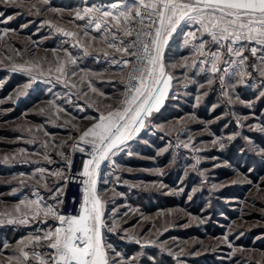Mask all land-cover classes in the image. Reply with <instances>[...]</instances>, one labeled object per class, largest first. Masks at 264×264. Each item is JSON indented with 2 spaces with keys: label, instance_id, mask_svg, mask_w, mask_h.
Wrapping results in <instances>:
<instances>
[{
  "label": "rangeland",
  "instance_id": "374dc122",
  "mask_svg": "<svg viewBox=\"0 0 264 264\" xmlns=\"http://www.w3.org/2000/svg\"><path fill=\"white\" fill-rule=\"evenodd\" d=\"M132 3L0 0V264L46 245L30 240L59 221L30 202L60 214L71 145L125 106L129 66L101 63L119 31L84 9ZM199 28L182 22L169 38L163 103L92 176L110 264H264V45H217Z\"/></svg>",
  "mask_w": 264,
  "mask_h": 264
},
{
  "label": "snow or ice",
  "instance_id": "6c2138e0",
  "mask_svg": "<svg viewBox=\"0 0 264 264\" xmlns=\"http://www.w3.org/2000/svg\"><path fill=\"white\" fill-rule=\"evenodd\" d=\"M121 7L123 10L115 14L100 8L84 9V16L99 13L95 18L98 30L101 23L114 22L113 26L121 31L124 37L134 36L126 45L121 39V47L116 50L135 57L136 66L129 73L131 86L125 93L127 99L122 101L125 105L123 109L109 111L107 115L101 114L98 122L80 136V141L93 146V154L91 159L84 162L82 172L83 176L89 178L84 184L91 183V193L85 187L78 214L62 215L52 207L41 208L39 202H30L35 206V215L43 212L45 216L51 215L59 221V227L54 231L45 233L42 238H35L37 242L43 239L52 250V254L46 259H41L40 264H110L101 234L102 204L95 194V180L92 176L99 169L101 162L109 158L110 153L114 155V150L131 139L134 132L144 127L145 118L154 110H159L171 80L163 62L164 48L182 22L198 24L199 31L208 34L211 42L217 45L223 40H247L264 45V0H133L132 4L112 5L114 9ZM84 16L77 13L79 19ZM153 16L158 19L145 25V17L151 20ZM137 23L140 25V31H136ZM154 26V33L144 30ZM65 35L70 36L73 33L66 32ZM142 36L151 39L145 42L141 39ZM187 37L195 39L196 33L189 32ZM187 37L185 44L189 43ZM108 46L111 48L115 45L110 42ZM137 46L142 47V55L133 50ZM197 47L203 55L205 44L201 42ZM227 50L230 54L242 55L240 49H233L230 45ZM251 51L255 55L257 49L252 48ZM211 56V71L216 72V61L220 56L219 53H211ZM120 63L127 67L132 61L123 59ZM56 71L63 73V65ZM132 81H136V84L132 85ZM80 151L83 152L84 149L80 148ZM90 165H94L92 171ZM40 171L43 172L44 169ZM22 255L25 260L28 259L27 252H22Z\"/></svg>",
  "mask_w": 264,
  "mask_h": 264
},
{
  "label": "built area",
  "instance_id": "2783aa9c",
  "mask_svg": "<svg viewBox=\"0 0 264 264\" xmlns=\"http://www.w3.org/2000/svg\"><path fill=\"white\" fill-rule=\"evenodd\" d=\"M139 19V18H137ZM158 18L153 16L150 19L145 17L144 24L147 25L152 22V20H157ZM136 31H140V25L137 23L135 25ZM145 31H152L154 33L155 26L152 29H144ZM123 39L125 42V45L132 39L133 37H124L122 32L119 31V40ZM142 40L145 42H149L151 37H141ZM134 51H137L139 54H143V49L140 46H137L136 49H133ZM129 60L132 61V63L129 65V69L126 73V76L124 78L123 83V92L124 95L126 93V90L131 86L129 84V73L132 72L133 67L136 66V58L133 56H129ZM136 84V81H132V85ZM127 99L126 95L124 96V100ZM70 153H69V169L66 179V190L60 200V206H59V212L62 215H77L81 206V203L83 201L84 197V189L85 187L89 190V184L85 185L84 181L89 180L88 177H85L82 175L83 172V164L85 161L92 158L93 154V147L88 146L84 143L80 142H74L70 147ZM80 148H83L84 151L81 152ZM94 165H90V171H92ZM73 189H78V195H73ZM75 198V199H74ZM74 199V200H73Z\"/></svg>",
  "mask_w": 264,
  "mask_h": 264
},
{
  "label": "crops",
  "instance_id": "0c3cea01",
  "mask_svg": "<svg viewBox=\"0 0 264 264\" xmlns=\"http://www.w3.org/2000/svg\"><path fill=\"white\" fill-rule=\"evenodd\" d=\"M116 54L115 56L112 55V58L109 57H103L101 59V63H105L107 67H125L122 63H120L123 59H128V56L123 53L115 50ZM88 146H92L91 144H86ZM93 147V146H92ZM57 227H59V224L56 223ZM55 227V229L57 228ZM31 242H37L36 240H30ZM29 251V250H28ZM52 254V250L45 245L42 249H38L37 251H29L28 252V259L25 260L22 252H19V259L21 260V264H40L41 259H46L49 255ZM20 262V261H19ZM18 261H11V264H20Z\"/></svg>",
  "mask_w": 264,
  "mask_h": 264
},
{
  "label": "trees",
  "instance_id": "16d2710c",
  "mask_svg": "<svg viewBox=\"0 0 264 264\" xmlns=\"http://www.w3.org/2000/svg\"><path fill=\"white\" fill-rule=\"evenodd\" d=\"M162 111H163V110H162ZM162 111H161V113H162ZM72 194L75 195V196L78 195V189H73ZM74 199H75V198H74ZM74 199H73V200H74ZM131 251H132V249L129 250L130 253H131Z\"/></svg>",
  "mask_w": 264,
  "mask_h": 264
}]
</instances>
